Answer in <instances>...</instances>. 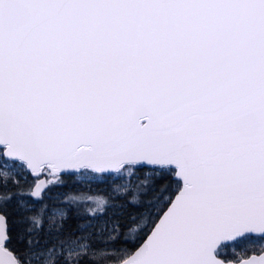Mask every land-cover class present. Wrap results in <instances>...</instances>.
Here are the masks:
<instances>
[{
    "label": "snow or ice",
    "instance_id": "1",
    "mask_svg": "<svg viewBox=\"0 0 264 264\" xmlns=\"http://www.w3.org/2000/svg\"><path fill=\"white\" fill-rule=\"evenodd\" d=\"M0 264H264V0H0Z\"/></svg>",
    "mask_w": 264,
    "mask_h": 264
}]
</instances>
